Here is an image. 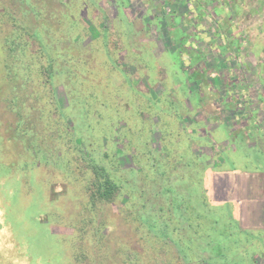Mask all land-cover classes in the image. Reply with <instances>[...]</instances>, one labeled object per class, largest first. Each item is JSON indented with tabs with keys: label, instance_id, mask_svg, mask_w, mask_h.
Segmentation results:
<instances>
[{
	"label": "rangeland",
	"instance_id": "374dc122",
	"mask_svg": "<svg viewBox=\"0 0 264 264\" xmlns=\"http://www.w3.org/2000/svg\"><path fill=\"white\" fill-rule=\"evenodd\" d=\"M209 1L0 0V39L27 44L30 59L39 48L28 31L37 29L51 49L76 52L86 80L54 83L80 149L54 140L67 133L39 117L38 97L28 99L42 86L10 94L34 107L23 112L30 134L20 138L8 127L17 111L0 101V264H264V231H239L231 207L207 194L215 171L233 165L247 174H224L221 198L264 190V149L256 147L264 146V0H217L213 9ZM182 48L200 54L203 79L175 74L166 53ZM108 54L110 73L98 67ZM205 82L206 101L196 104L190 93ZM83 98L94 101L91 114ZM89 158L122 186L109 201L90 200Z\"/></svg>",
	"mask_w": 264,
	"mask_h": 264
},
{
	"label": "trees",
	"instance_id": "16d2710c",
	"mask_svg": "<svg viewBox=\"0 0 264 264\" xmlns=\"http://www.w3.org/2000/svg\"><path fill=\"white\" fill-rule=\"evenodd\" d=\"M204 2L207 4V0H204ZM26 3H27V5L29 4L28 0ZM209 3H211L210 5H212V7L210 9H213L217 4V0L209 1ZM64 5L68 9H70L69 8L70 5L72 6L71 2L66 3ZM15 21L16 20H14L13 22H15ZM14 25H15V23H14ZM21 29H25V28L21 27ZM25 32H26V29H25ZM28 33H31L28 35L33 37V39L37 42L38 48H39L38 52H37L38 56L34 57V56L30 55V59H29V56L26 54L27 53V50H26L27 47L26 48L24 47V46H27V44H25V43L22 44V43L16 41V39H17L16 37L11 38V34L9 36H3V38L0 39V101H2V103H4L6 105V107L8 108V110L10 112L13 110L17 111L15 114L16 116L13 117V119H12L13 122H11V125H9L8 127H11V129L14 133V136H17L19 138L21 136L30 134V132L27 131V130H29V128L26 127V117L28 116V113L31 110L33 111L34 107L24 109L22 105L18 106V103L20 101H18L16 96L11 97L10 94L14 93L16 90L17 91H23L22 89H20V87L27 89V86H30L31 84H33V85L35 84V86H42L41 90L39 91L40 96H36L35 98H33L34 96L32 94H29L28 99L35 100L38 97V99H37L38 102H40L43 105L42 107H40V109H38L39 114H40L39 117L40 116H41L40 118L46 117L47 119L49 118L48 116L54 117L55 124L56 123L60 124L61 129H62V133H67V134L61 135V133L59 131L58 137L54 140H60L59 138L62 136L61 138H64V139L68 138V140L64 143L65 148H72V149H74V147H75V149L76 148L77 149L83 148L82 143L79 141V138H78L79 135L77 133L78 130L75 128L74 121L72 120V116L66 115L65 112L59 106V101L57 100V98L55 96V90H54L55 84L54 83L56 80L62 81L64 78H67L68 83L64 84L65 86L69 85V86L76 87L78 85H83V83L86 82V80L81 81L80 80L81 78H80L78 72L82 71L84 66L82 67L81 65H79L76 62V59H74L76 57V52L74 51V53H73L72 48H69L65 45V47H63V48H56V49L52 48L51 49L50 48V42H49L50 40H52L51 38H49L47 40L42 39V34H41L42 32H39L37 29L30 30V31H28ZM180 33H182V32H177L175 34L176 37ZM181 35H182L181 36L182 38H180V39L183 41H185L186 37H187V39L191 38L188 35H186L185 33H182ZM105 39L106 38L102 39V43L104 44L103 47L106 45L104 42ZM180 39H178V40H180ZM63 43H65V41H63ZM183 47H188V43H184ZM220 48L224 49V47H220ZM182 49L183 50L177 49L173 53H168L169 51L166 53V56L172 55V57H173L171 65L172 66L176 65V67H177L175 74L178 75L181 72V73H183V75L185 77H187V75H188V78H192V79L194 78V80L203 79V77L205 75H204L203 70L200 69V67H202V63L204 61L201 58L200 54L194 53V51L188 52L187 48H185V49L182 48ZM103 50H104V48H103ZM59 51H62V54L64 52L65 55L60 54ZM178 51H180V53ZM67 54H68V58L66 59ZM26 55H27V58L25 59ZM42 57L45 58L44 63H42V64H40V63L36 64L35 63L34 64V62H33L34 59L40 60ZM145 58L146 57L144 56V58H143V55H142V59L144 60ZM72 60H74V62H72ZM112 65H115V61L112 59L111 54H108L106 56V58H104L103 60H100V63H98V67L100 69H102V71H107L109 73L111 71H113ZM146 66H149L147 68L151 69L150 68L151 64L149 62H147ZM216 66L223 67L224 64L219 63V65H216ZM184 68H186V70ZM188 71H189V74H188ZM89 74L91 76L95 75L92 70L89 71ZM215 75L216 74L213 73V74H211V77H214ZM228 84H230V83H228ZM228 84H226L227 87H228ZM18 86H19V88H18ZM203 86L208 87V84L206 82L203 83V85L200 84L198 88H196L192 93H190V95L191 96L193 95L195 97V99L197 100V101H195V99H193V102H196V104L206 101L205 100L206 96L203 95V93H201V91H200V89ZM109 87H112V86L109 85ZM115 91H117V90H115ZM115 93H118V92H115ZM102 99H103L102 105H104L107 102L108 97L103 98V96H102ZM133 99H135V98H133ZM88 101L89 100H86L84 98L81 101H80V99H77V102H80L82 104V107H84V110L90 111V114H91V112L93 110L92 109L89 110V107L94 105V101H90V102H88ZM23 109H24V111H23ZM25 111L28 112L27 115H25L23 113ZM84 118L88 119V117H85V116H84ZM2 119H5L4 116ZM8 119L11 120V116H9ZM67 121H69V122L67 123ZM0 122H2L1 119H0ZM27 124H29V121H27ZM2 125L7 126V123H2ZM21 127H23V128H21ZM64 129L66 132L64 131ZM66 135H68V136H66ZM99 135H101V134H99ZM247 136L250 137V134H247ZM96 138H97V135H96ZM248 140H250V139L246 138L243 140V142L248 143V144L252 143ZM36 147L38 149L39 145H37ZM36 147H35V149H36ZM256 147L259 150H260V147H262L264 149V146L259 145L258 143L256 144ZM54 150H51V148H48L47 153L51 155V151H54ZM74 151H76V150H74ZM45 156H47L46 153L43 154V156H41L42 160L45 159ZM41 158H39V160ZM42 160H40V162H42ZM107 160L112 162V160L109 156H108ZM85 162H86V166L90 168V170L92 171V175H93V180L90 181V184L92 186V191H91V194L89 197H90L91 202H95L97 200H104V201L111 200L110 198H113L114 193H116V191L120 190V187H122V186L117 182L116 179L114 180L112 175L109 173L108 169L105 168L104 166H100L99 164H96L91 158L85 160ZM111 165H113V164H111ZM2 178H5V173H3L2 170H0V179H2ZM191 207H192V205H191ZM187 209H189V208H187ZM2 216L3 215L1 214L0 215V224L3 227L4 221L2 220L3 219ZM144 221L147 223V221H150V220L147 219ZM148 225H149V227L156 226L154 221H152V223H150ZM6 227L7 226H4V228H2V232H4ZM240 233H243V232H240ZM237 243H238V241H237ZM216 245H218V244H216ZM78 250H79V248L76 250V252ZM261 251H263V248L261 249Z\"/></svg>",
	"mask_w": 264,
	"mask_h": 264
},
{
	"label": "crops",
	"instance_id": "0c3cea01",
	"mask_svg": "<svg viewBox=\"0 0 264 264\" xmlns=\"http://www.w3.org/2000/svg\"><path fill=\"white\" fill-rule=\"evenodd\" d=\"M234 167L232 168H226V170H224V168L219 171L218 169L215 171L214 174H216L217 176L211 178L210 180V187L208 188L209 192L208 197L209 199L213 202V205L215 206H228L231 211H232V217L233 219L237 222V227L238 230H248L251 232H262L264 231V220H262V223L259 220L258 217H256L258 211H260V213H262L261 216H264V190H262V192L256 196V194H254V196L249 197L247 196V198H239V200L234 199L232 196L226 195L224 196V198H221V196L219 195L220 192V187L219 184H222L224 186H226L227 179H231V175L232 176H236L237 175H244L247 174V171H241L239 170L237 167H235V165H233ZM224 171V172H223ZM228 174V176L225 178V175ZM230 174V177H229ZM222 176V177H220ZM253 181V185L255 186L256 184V178H252ZM225 195V194H224ZM255 197H258L257 199H255ZM259 200H262L260 202H258ZM264 219V218H263ZM259 223V224H258ZM241 224H245L244 227H242ZM262 224V225H261ZM258 227H260L258 229Z\"/></svg>",
	"mask_w": 264,
	"mask_h": 264
}]
</instances>
